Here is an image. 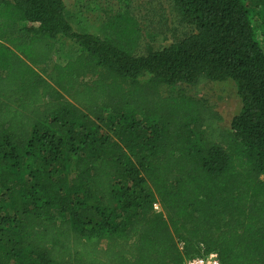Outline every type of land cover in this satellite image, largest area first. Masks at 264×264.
Segmentation results:
<instances>
[{
  "label": "trees",
  "instance_id": "16d2710c",
  "mask_svg": "<svg viewBox=\"0 0 264 264\" xmlns=\"http://www.w3.org/2000/svg\"><path fill=\"white\" fill-rule=\"evenodd\" d=\"M248 1L174 0L192 33L146 55L127 13L102 38L63 0L0 1V264H264V0ZM229 80L230 131L160 90Z\"/></svg>",
  "mask_w": 264,
  "mask_h": 264
},
{
  "label": "rangeland",
  "instance_id": "374dc122",
  "mask_svg": "<svg viewBox=\"0 0 264 264\" xmlns=\"http://www.w3.org/2000/svg\"><path fill=\"white\" fill-rule=\"evenodd\" d=\"M67 16L77 32L96 34L108 38L105 25L118 15L128 14L134 19L140 31V43L136 49L146 55L178 43L192 33L193 26L180 15L174 0H63ZM263 0H249L250 11L259 13ZM264 44V38H260ZM78 48L67 45L53 58L52 63L64 64L78 54ZM23 56V55H22ZM24 58V57H23ZM25 60V58H24ZM48 69V68H45ZM42 70V68H41ZM151 82L150 77L141 79ZM164 95L188 96L201 100L220 116V126L230 131L233 118L242 108L237 87L233 81L207 83L197 90L185 85L175 88L160 86ZM209 107H202L211 119ZM203 110V109H202ZM160 207V205H159ZM182 248V243L178 241Z\"/></svg>",
  "mask_w": 264,
  "mask_h": 264
},
{
  "label": "built area",
  "instance_id": "2783aa9c",
  "mask_svg": "<svg viewBox=\"0 0 264 264\" xmlns=\"http://www.w3.org/2000/svg\"><path fill=\"white\" fill-rule=\"evenodd\" d=\"M155 210L159 211V204H155ZM184 264H222L217 253L210 252L200 255H195L186 260Z\"/></svg>",
  "mask_w": 264,
  "mask_h": 264
},
{
  "label": "crops",
  "instance_id": "0c3cea01",
  "mask_svg": "<svg viewBox=\"0 0 264 264\" xmlns=\"http://www.w3.org/2000/svg\"><path fill=\"white\" fill-rule=\"evenodd\" d=\"M0 1L7 2V3H11L13 0H0ZM34 26H38V25H34ZM37 71L40 72V69L38 70V67H37Z\"/></svg>",
  "mask_w": 264,
  "mask_h": 264
}]
</instances>
